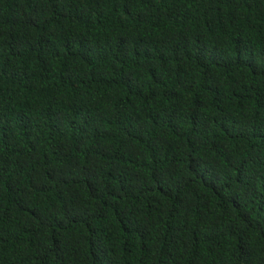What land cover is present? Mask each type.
Returning a JSON list of instances; mask_svg holds the SVG:
<instances>
[{
  "label": "trees",
  "instance_id": "obj_1",
  "mask_svg": "<svg viewBox=\"0 0 264 264\" xmlns=\"http://www.w3.org/2000/svg\"><path fill=\"white\" fill-rule=\"evenodd\" d=\"M0 264H264V0H0Z\"/></svg>",
  "mask_w": 264,
  "mask_h": 264
}]
</instances>
